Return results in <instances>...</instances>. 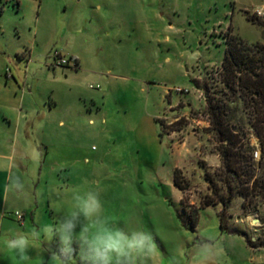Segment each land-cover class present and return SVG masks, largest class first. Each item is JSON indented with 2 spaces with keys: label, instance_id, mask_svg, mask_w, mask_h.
Listing matches in <instances>:
<instances>
[{
  "label": "rangeland",
  "instance_id": "1",
  "mask_svg": "<svg viewBox=\"0 0 264 264\" xmlns=\"http://www.w3.org/2000/svg\"><path fill=\"white\" fill-rule=\"evenodd\" d=\"M263 8L264 0H0L3 77L14 74L33 89L37 109L51 112L36 115L40 126H21L18 140L2 126L0 235L51 222L66 207L62 194L87 181L120 227L153 235L159 255L139 264H192L206 242L216 245L207 264H264V247L249 243L263 234L264 215H244L242 198L225 228L222 205L201 209L195 229L186 219L210 195L205 172L221 166L207 94L195 80L221 88L229 36L264 44ZM55 51L75 71L61 73ZM60 119L65 126H55ZM241 126L259 159L258 139L247 120ZM17 179L19 190L11 186ZM41 247L48 264L59 240ZM0 264L13 262L0 254Z\"/></svg>",
  "mask_w": 264,
  "mask_h": 264
},
{
  "label": "trees",
  "instance_id": "2",
  "mask_svg": "<svg viewBox=\"0 0 264 264\" xmlns=\"http://www.w3.org/2000/svg\"><path fill=\"white\" fill-rule=\"evenodd\" d=\"M252 21L259 22L256 18ZM226 43L219 71L221 88L213 91L207 83L201 85L195 80L207 94V131L217 139L221 166L214 172H205L210 195L186 215L193 229L198 225L199 211L208 206L222 205V228L226 227V217L236 197L242 198L244 215L264 206V44L250 45L236 36H229ZM245 120L259 141V159L255 157L257 148L241 126ZM177 173L176 170L174 185L183 190ZM249 243L255 249L264 247V232Z\"/></svg>",
  "mask_w": 264,
  "mask_h": 264
},
{
  "label": "clouds",
  "instance_id": "3",
  "mask_svg": "<svg viewBox=\"0 0 264 264\" xmlns=\"http://www.w3.org/2000/svg\"><path fill=\"white\" fill-rule=\"evenodd\" d=\"M11 186L17 190L22 188L18 179ZM62 195L66 207L51 222L27 231L11 229L0 235V254L13 264H45L42 241L57 238L59 252L51 254L48 264H76L73 244L79 246L81 264H139L143 259L159 255L150 232L125 230L106 213L97 187L85 181ZM212 239L209 237V241ZM215 247L214 243H204L192 257V264H207ZM32 251L36 252L35 258L29 254Z\"/></svg>",
  "mask_w": 264,
  "mask_h": 264
},
{
  "label": "crops",
  "instance_id": "4",
  "mask_svg": "<svg viewBox=\"0 0 264 264\" xmlns=\"http://www.w3.org/2000/svg\"><path fill=\"white\" fill-rule=\"evenodd\" d=\"M3 48H0V133L2 132V126H10L14 129L12 134L17 136V140L20 134L21 126H40L37 124L36 115L43 114L45 117H49L51 112H48L43 109H37L36 104L33 101L34 92L32 88L27 90L24 86H19V81L14 74L7 75L4 79L3 74L8 70V61L4 58ZM36 50H33L35 54ZM30 62V61H29ZM75 62V61H74ZM76 63V62H75ZM66 67V68H65ZM61 67V73H66L70 71H75L69 66ZM14 80L15 83L12 81ZM20 87L21 92L18 90ZM178 120L176 116L170 121L172 125ZM55 126H65V121L60 119L54 122ZM207 126L210 123L206 124ZM172 135L175 136L177 131H171ZM179 133V132H178ZM11 134V132L9 133ZM15 136V137H16ZM11 142V141H10ZM10 145H8L9 147ZM12 146V145H11ZM14 146V145H13ZM175 155L177 161L179 159V151L181 144L179 141H176L174 145ZM0 149H1V140H0ZM8 156L0 151V160L6 159ZM4 170L0 167V176L4 175ZM11 174V173H10ZM18 178V177H17ZM11 179V175H10ZM259 214L264 215V206L259 208ZM254 220H252L253 222Z\"/></svg>",
  "mask_w": 264,
  "mask_h": 264
},
{
  "label": "built area",
  "instance_id": "5",
  "mask_svg": "<svg viewBox=\"0 0 264 264\" xmlns=\"http://www.w3.org/2000/svg\"><path fill=\"white\" fill-rule=\"evenodd\" d=\"M257 13L258 14H260V15H264V8H263V10H262V12L261 11H257ZM262 13V14H261ZM53 57H54V59H55V62H56V66H60V67H62V66H66V65H70V63H73V62H70V60H67L64 56H62L59 52H57V51H55L54 52V54H53ZM203 96V94H200V101H203V99L205 100V98H203L202 97ZM255 157L256 158H258L259 156H258V152H255ZM17 216H18V218L20 219V220H22V216L19 214L18 215V213H17Z\"/></svg>",
  "mask_w": 264,
  "mask_h": 264
}]
</instances>
